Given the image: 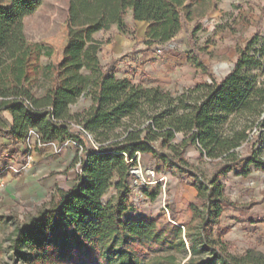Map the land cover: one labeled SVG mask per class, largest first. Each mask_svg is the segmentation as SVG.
Here are the masks:
<instances>
[{
	"label": "trees",
	"instance_id": "1",
	"mask_svg": "<svg viewBox=\"0 0 264 264\" xmlns=\"http://www.w3.org/2000/svg\"><path fill=\"white\" fill-rule=\"evenodd\" d=\"M210 4L70 0L68 42L57 65L41 63L52 57V49L29 43L22 22L10 33L0 23V140L25 143L34 130L43 144L71 140L83 150L75 184L56 190L50 205L17 231L16 247L30 251L28 264H264L262 253L238 254L221 225L226 208L249 207L228 197L221 178L236 169L243 177L264 172L258 152H239L249 142V131L264 126V38L257 33L249 40L221 81L191 59L211 81L178 95L117 77L120 61L101 65L103 43L94 38L113 25L128 35L130 12L135 22L148 24L146 45L164 46L194 20L196 8ZM82 97L89 106L72 112ZM190 147L210 161L220 160L210 178L188 162ZM138 155L191 180L197 204L191 205L190 223L126 218L135 210L130 182ZM112 188L115 195L105 201Z\"/></svg>",
	"mask_w": 264,
	"mask_h": 264
},
{
	"label": "rangeland",
	"instance_id": "2",
	"mask_svg": "<svg viewBox=\"0 0 264 264\" xmlns=\"http://www.w3.org/2000/svg\"><path fill=\"white\" fill-rule=\"evenodd\" d=\"M69 4L70 0H0V23L10 33L17 22H22L29 43L42 44L52 49V57H43L41 63L57 65L63 59L68 42ZM196 9L194 20L185 22L182 32L164 46L146 45L142 25L134 23L129 12L126 16L129 34L125 35L122 43L116 41L118 32L98 35L104 45V51L99 54L101 65L119 60L117 77H129L137 85L160 87L175 95L195 87L197 83L211 81L208 75L190 63L191 59L200 61L214 78L221 81L234 68L246 43L257 33L260 38H264V0H211L206 8ZM260 79L264 80V75L261 74ZM43 82L41 80L36 85L35 92L38 95L42 92L40 86ZM89 104V99L82 97L72 107V112H80ZM248 141L239 150L240 154L246 155L250 149L264 159V126L251 129ZM39 146L42 145L32 140L30 145H25V151L21 152L19 163L11 165L8 162V169L0 170V188L5 187L3 174L10 171L11 167L21 176L23 186H27L28 178L32 176L34 181L50 190L44 196L31 195L26 191L21 193L20 203L12 202L8 206L3 204L0 197V264H28L25 259L30 251L21 246L16 247L17 231L36 217L40 210L50 205L52 196L58 190L53 186L54 180H58L62 188L69 189L81 169L83 150L73 144L71 148L62 147L63 152H73L66 169L54 168L50 173H40L43 165L51 166L35 161ZM52 155L47 153L48 162ZM3 156L8 160L15 157L18 159L16 150L8 152V148L0 150V158ZM185 157L207 178L211 177L220 163V160L210 161L203 157L194 147L186 150ZM137 161L130 182V201L135 210L128 212L126 218L147 217L172 224L190 223L191 205L197 204V191L191 185V180L188 177L182 178L175 169L157 164L149 155H141ZM54 164L59 166L56 162ZM139 169L142 171L140 174L137 173ZM239 173L240 169H236L222 177L221 181L233 202L249 207L242 211L226 208L221 218V225L229 230L225 240L238 254L247 251L264 254V172L254 170L248 177ZM158 189L160 193L153 200L152 196ZM115 193L112 188L104 200L108 201Z\"/></svg>",
	"mask_w": 264,
	"mask_h": 264
},
{
	"label": "crops",
	"instance_id": "3",
	"mask_svg": "<svg viewBox=\"0 0 264 264\" xmlns=\"http://www.w3.org/2000/svg\"><path fill=\"white\" fill-rule=\"evenodd\" d=\"M133 19V17H132ZM125 23H126V26L128 27V22L126 20V17H125ZM137 25H142V30H143V35L145 36V32H146V29H147V26L148 24L146 22H135ZM106 32H118V36L116 38V41H119V43H122L123 39L125 38V35L119 33L118 31V28L116 25H113L110 30L108 31H101V32H98L94 35V38L96 40L99 41L98 39V35L100 33H106ZM124 36V37H123ZM145 41H146V37H145ZM124 43V42H123ZM130 44V43H129ZM104 45L102 44L101 46V51L103 50L104 51ZM109 46V45H108ZM100 51V52H101ZM129 78V77H127ZM63 143H58V142H52V143H47V144H44L42 146H39V153L36 154L35 156V161L37 163H40V164H49L51 167H47V166H42L40 168V173H50L51 171L54 170V168H59V169H66L69 164H70V161H71V158H72V154L73 152H71L70 150L66 151V152H63L64 150L60 147L62 146ZM25 145H26V142L25 143H17L15 145H9L8 142L4 141V142H0V150H6V148H8V152H12L14 150H16V153H17V158H9L8 159H5L4 157L5 156H8V155H5L3 157L0 158V170L1 169H8V162L12 164H16V163H19L20 162V157H21V152H24L25 151ZM71 148V146H70ZM47 153H52V157L50 159V161L48 162L46 158V155ZM52 160V161H51ZM39 161V162H38ZM53 162H56L59 164L56 165L54 164L53 165ZM57 171V169H56ZM3 179L5 181V187L2 189L0 188V197L2 198L3 200V204L7 205L8 204H11L12 202H17V203H20L21 202V193H25L27 191V193L31 194V195H38V196H44V194H47L46 191H50V190H46V188H44V186L40 183H37V181L35 180L34 181V177L30 176L28 178L29 182L27 183V186L25 187V185L23 186L22 185V181H21V176L18 175L16 172H14L13 169H11L10 167V171L7 170V172H5L3 174ZM75 184V182H74ZM53 186H56L55 188H58L60 190H64V191H68L69 189H64L61 187V184L59 183L58 180H54V184ZM54 188V189H55Z\"/></svg>",
	"mask_w": 264,
	"mask_h": 264
},
{
	"label": "built area",
	"instance_id": "4",
	"mask_svg": "<svg viewBox=\"0 0 264 264\" xmlns=\"http://www.w3.org/2000/svg\"><path fill=\"white\" fill-rule=\"evenodd\" d=\"M32 140L36 141V143H38L39 145H44L43 143H41L39 135H38L37 132L34 131V130H31V131L29 132L28 138H27V140H26V144H27V145H30L31 142H32ZM73 144L76 145L75 142H73V141H71V140H67L66 142H64V143L62 144V146L60 147V149H61L62 147H64V146H70V145H73ZM76 146H77V145H76ZM139 156H141V155H138V157H139ZM81 172H82V169H80V172H79V173H81ZM133 172H134V170H131V173H132V174H133ZM166 211H167V210H166Z\"/></svg>",
	"mask_w": 264,
	"mask_h": 264
},
{
	"label": "bare ground",
	"instance_id": "5",
	"mask_svg": "<svg viewBox=\"0 0 264 264\" xmlns=\"http://www.w3.org/2000/svg\"><path fill=\"white\" fill-rule=\"evenodd\" d=\"M141 172H142L141 169H139V170L137 171L138 174H140Z\"/></svg>",
	"mask_w": 264,
	"mask_h": 264
}]
</instances>
